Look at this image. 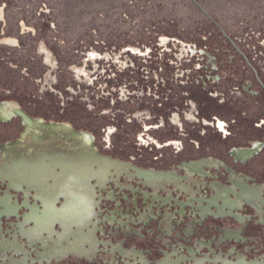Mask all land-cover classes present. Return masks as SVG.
Segmentation results:
<instances>
[{"label":"rangeland","instance_id":"1","mask_svg":"<svg viewBox=\"0 0 264 264\" xmlns=\"http://www.w3.org/2000/svg\"><path fill=\"white\" fill-rule=\"evenodd\" d=\"M1 10L4 17L0 20V38L3 35L16 38L20 45L14 48L0 45V108L12 104L18 107L17 115L9 122L0 120V167L7 172L11 167L21 163H35L41 167L44 158L40 156L49 150L51 154H61L62 157L67 155L79 159L87 153H96L101 159L116 161L115 169L111 168L109 174L113 180L107 183L106 189H98L97 192L100 197H105L103 200L105 203L99 205V220L97 223L89 224L86 229L133 262L168 258V254L161 257L153 252L156 245L161 244L156 240V233L160 232L156 223H134L124 217L112 221L106 217L111 212L115 213L117 209L126 212L125 207L129 206L123 204L125 202L123 197L132 199L137 195L134 192L129 194V188L134 190L135 187L147 193L158 194L159 190L155 187L159 184L151 187L152 184L142 182L134 176L136 169L154 173L178 170V185L189 188L187 193L179 192L182 194V200L191 198V194L198 196L203 194L201 190L191 193V175L186 170L174 167L175 163L171 162L173 158L171 149L163 150L165 157L161 161L154 158V155L158 154L156 151L138 149L137 133L143 131L139 123L147 113H135V116H138L137 122L128 123L129 115L125 113L137 110L142 112L143 107L128 104L126 96L128 93L125 95L121 88L113 89L123 82L120 79L116 81V78L110 80L109 74L112 69L118 75H128L127 71L122 73L119 69L123 70L127 66L122 62L127 60L126 51L130 49L129 47L147 53L149 51L145 50L147 46L153 51L154 60L159 47H164L168 52L163 54V57L159 56L162 59L191 60L192 43L211 53L213 72L221 74L222 79L235 71L249 79L252 72L244 63L238 64L236 61L242 57L241 53L250 57V50L240 41H250L254 31H260L264 36V0H0V13ZM23 25L33 33L27 32L28 29L23 33L20 30ZM164 37L168 39L166 45L162 44ZM42 42L58 60V69L54 72V76L58 78V84L55 86L57 93L43 91V85L39 84L49 72L45 57L39 52ZM179 43L187 44L188 48L183 44L181 48ZM169 48L173 52H169ZM93 51L102 54L103 57L97 62V65H100L98 73L101 75L96 85H102L99 87L100 90H97L100 95H94L96 86L92 89L93 93H89L88 87L76 82L72 72L73 66H84V62L89 59L88 55ZM116 56L119 59H116ZM154 60L153 64L149 62V66L153 68L157 66ZM165 60L161 61L165 69L164 74L170 75L174 73L175 66L173 64L168 66ZM133 61L140 65L136 57ZM183 67L191 68V61L184 63ZM93 68L94 64L89 62L88 70L92 71ZM222 71L226 74H222ZM104 73L108 74L102 75ZM184 81L188 82L186 79ZM224 81L208 86L212 88L216 86L219 92L229 93L231 84L236 82ZM174 89L177 96L171 104L161 107L146 103L145 106L156 115L165 117L173 110L183 117L185 111L191 110L189 100L195 98L202 109L208 107L206 114L218 112L217 95L214 94V98L209 97L202 87L192 88L176 83ZM247 89L250 90V86ZM192 90L197 96L191 93ZM229 97L237 101L235 95L230 93ZM64 110L66 112L63 114ZM110 110L117 111L111 114L108 113ZM29 115L32 117L30 121L34 123L32 128L25 124V118ZM152 117L154 116H151V121H154ZM146 118H150L149 114ZM108 126L115 127L110 128L114 132L111 136V148L105 146L103 142L104 131ZM53 128H61L60 132L64 133L60 135L62 141L52 142L53 137L51 138V135L47 137V133L53 131ZM184 128L190 138L191 132L197 135V129L191 124L185 122ZM67 130H76L77 135H91L92 146L82 143L77 145L76 140L70 137L71 141L66 140ZM150 134L161 142L174 138L182 140L184 146L190 144L187 142L189 138L180 136L177 130L167 123L161 130ZM211 135V154L222 155L225 147H222L214 131ZM73 142L77 146L73 147L71 145ZM91 184L96 185L97 181L91 180ZM166 192H170L169 189ZM63 203L65 201L60 198L57 207H61ZM192 224L193 222H187L175 227L173 238H177L179 244L175 240H169L174 249L179 251L178 257L191 255L190 250L183 252L184 245L202 254L206 251L203 231L193 232L192 229L199 226ZM145 228L148 229L147 247L135 236ZM190 229L192 232L188 233ZM221 247L225 249L226 245ZM145 248L147 250L144 253ZM230 248L229 245L227 249ZM249 248L246 246L244 249Z\"/></svg>","mask_w":264,"mask_h":264},{"label":"flooded vegetation","instance_id":"2","mask_svg":"<svg viewBox=\"0 0 264 264\" xmlns=\"http://www.w3.org/2000/svg\"><path fill=\"white\" fill-rule=\"evenodd\" d=\"M3 15L4 12L1 10L0 20L3 19ZM26 29L28 27L25 25L20 27L23 33H26ZM30 30L28 29L27 32L33 33ZM250 39L251 42L239 40L250 50V57L239 51L242 57L236 61L238 64L239 62L244 63L246 68L252 72L249 79L238 75L236 71L227 74L222 79L221 74L213 72L214 65L210 62L211 53L205 52L192 43L191 60L164 58L168 66L171 64L175 66L174 73L170 75L164 74L165 69L161 62L164 60L161 58L162 55L168 54L167 50L165 51L164 47H159L157 57L154 60L153 51L147 46L145 47V50H149L147 53L134 47L127 49V60L122 62L127 66L123 70L119 69V71L122 73L127 71L128 75H118L112 69L111 74H109L110 80L116 78V81L120 79L123 82L113 89L121 88L125 95L128 93L126 95L128 104L139 108L143 107L142 112L137 110L133 113H125V115H129L128 123L137 122L138 116L136 117L135 113H147L150 116V118H146L147 114H144L143 120L139 123L143 131L137 133L136 146H139L138 149L156 151L158 154L154 155V158L157 161H161L165 157L163 150L171 149L173 152L171 162L175 163L174 167L186 170L191 175V193L201 190L203 194L199 196L191 194V198L182 200V194L187 193L189 188L178 185V170L154 173V171L136 169L134 176L142 182L152 184L151 187L156 183L159 184L155 187L159 190L158 194L147 193L135 187L134 190L129 188V194L134 192L137 195L133 196L132 199L123 197L125 199L123 204L129 206L125 207L126 212L117 209V206L113 207L117 211L111 212L106 217L107 220L112 221L124 217L126 220L134 221V223H156L160 230L159 233H156V240L160 241L161 244L156 245L153 252L161 257L166 256V254L169 255L161 264H180L177 259L179 251L174 249L175 247L169 240H175L179 244L177 238H173L175 237L173 232L176 226L187 222H193V226H199L197 229L196 227L193 228L192 231H203L205 237L204 247L206 251L203 254L195 249H189L186 245L183 246V252L186 253L190 250L195 264H264V36L260 31H254ZM162 44H168L166 37L162 39ZM179 44L181 48L182 44L188 48L187 44ZM0 45L14 48L19 46L20 42L16 38L3 35L0 38ZM169 50V52H173L172 49L169 48ZM39 52L45 57V64L49 69L44 80L42 79L39 84L43 85V91L57 93L55 86L58 84V78L54 76V72L58 69V60L43 42L40 44ZM188 54L190 53L188 52ZM134 57L140 62V65L133 61ZM88 58L84 62V66H73L72 72L76 82L88 87L89 93H93L92 89L96 86L94 95H100L97 90H100L99 87L102 85H96V81L101 75L98 73L100 65H97V62L103 57L102 54L93 51L88 55ZM106 58L109 57L106 56ZM116 59L119 57L116 56ZM153 60L157 64L155 68L149 66V62L153 64ZM190 61L191 68L185 69L183 64ZM89 62L94 64L92 71L88 70ZM159 69L161 70L159 71ZM222 74L226 73L222 71ZM185 79L188 82L185 83ZM216 79L219 82L225 80L231 83L236 82V84H231L229 93L228 91L219 92L216 86L213 88L208 86L211 83L218 84ZM176 83L192 88L200 86L211 98L215 97L214 94L217 95L218 104L216 108L218 112L206 114L208 107L202 109L201 104L195 98L189 100L191 110L185 111L183 117L173 110H170L165 117L164 115H156L152 113L150 108H147L148 106H145L146 103L161 107L171 104L177 96L174 91ZM248 86H250V90L247 89ZM58 93L60 94V92ZM191 93L193 94V90ZM230 93L236 96L237 101H233L229 97ZM193 95L197 96L196 94ZM205 104L208 106L206 101ZM17 109L18 107L14 104L0 108V120L9 122L17 115ZM116 111L110 110L108 113L114 114ZM65 112L64 110L63 114ZM151 116H154L152 117L154 121H151ZM30 119H32L30 115L25 118V124L28 128H32L34 125ZM185 122L197 129V135L192 132L191 138L189 134L186 135ZM42 123L43 121L40 124ZM166 123L175 128L180 136L189 138L187 142L190 144L184 146L182 140L174 138L161 142L150 134V132L164 128ZM111 127L115 128L108 126L107 130L104 131L105 137H103L104 145L108 148L112 147L111 136L114 132L110 130ZM53 129L47 133V137L49 138L51 135V138L53 137L52 142L62 141L60 135L64 133L60 132L61 128ZM212 131L216 133L222 147H225L222 150V155L211 154ZM74 132L76 133V130L68 131L65 139L71 141L70 137L76 140L77 145L82 143L92 146L91 135H77L78 133L75 134ZM41 140L43 139L41 138ZM43 141L47 143V141ZM71 145L77 146L74 142ZM62 156L61 154L53 155L49 150L40 156L44 158L41 167L35 163H21L11 167L7 173L1 172V177L12 176L15 180L12 187L19 191H23L22 184L26 183L29 191L36 192L35 200L37 199L42 206H37L34 203L30 207L29 215L21 222L19 218H16L20 205L14 201L10 204L11 197L9 195L4 197L0 194V264H5L4 259L6 257H12L11 264H28L26 263L27 260L18 263L14 260L21 252L24 253L23 258L28 260L33 258L34 260L35 256H29L28 252L30 251L22 249V245L19 243V240L23 238L27 240L30 246L39 243L44 248L43 255L46 258H52L55 255L51 251H47L50 243H54L56 248L62 246L59 253L64 256L69 254L80 257L87 256L89 251L84 247V242L90 243L87 246L95 248L94 236H84L83 230L89 224L92 225L99 220V205L105 203L103 202L105 197H100L97 192L98 189H106L107 183L113 180L112 175L109 174L111 168L115 169L116 161L101 159L96 153H87L79 159L70 158L67 155ZM18 180L21 182L18 183ZM91 180H96L97 184L92 185ZM168 189L171 193L166 192ZM60 198L65 203L61 207H57V201ZM44 199L52 204V208L49 207L50 210L54 212L63 211L82 226L78 225L77 222L68 226L67 221L62 219L45 223L44 220L47 218L45 213L48 207ZM12 216H14L13 221L10 220ZM39 221L44 226V230L37 232L36 228H38ZM6 224L7 227H5ZM56 226L60 227L62 231L57 233L55 231ZM147 231L148 229L145 228L142 232L135 234L145 247H147ZM192 231L190 229L188 233ZM7 237L11 239L8 240ZM71 238L72 240H70ZM72 242L73 246L70 245ZM64 244H67V247L63 248ZM175 245L177 246V244ZM223 245H226L225 249L221 247ZM229 245L231 248L228 250ZM245 245L249 246L250 250H244ZM146 250L145 248L144 253ZM53 251L55 250L53 249ZM124 254L127 255L126 252ZM227 254L238 257L235 260H230L226 258ZM199 255L202 259H199ZM250 255L251 258H249ZM56 256L57 254L54 257ZM7 264H10L9 261Z\"/></svg>","mask_w":264,"mask_h":264},{"label":"water","instance_id":"3","mask_svg":"<svg viewBox=\"0 0 264 264\" xmlns=\"http://www.w3.org/2000/svg\"><path fill=\"white\" fill-rule=\"evenodd\" d=\"M2 171L7 173V171H5L4 169H2L0 167V174ZM17 182L20 183L21 181L18 180ZM12 183H15V180L12 178L11 175L4 176V177L0 176V194L4 197L9 195L11 197V200H10L11 203L10 204H12V201H14V203H17L20 205V209L17 212L16 218H19L22 222V219L26 218V216L29 215L30 207L32 205H34V203L37 206H42V204H39V201L37 199L35 200V197H37L36 192L29 191V187H27L25 184H22V190L23 191H19L18 189L12 187ZM44 200H45L46 205L48 207L47 211L45 213V215L47 217L46 220H44L45 223L53 222V220H56V219H59V220L62 219V220L67 221V225L70 226L71 224H74L75 222H77L74 219H72L70 216L65 214L63 211L57 210L54 212L53 210H50V208H52V204L49 201H47L46 199H44ZM13 217L14 216H12L10 220L14 219ZM77 224L81 225L78 222H77ZM30 225H27V227H30ZM7 226L8 225L6 224L5 227H7ZM37 226H38V228H36L37 232L39 230H44L43 229L44 226H42V224H40V221L38 222ZM46 227H47V225H46ZM55 231L57 233H59L62 230L60 229V227L56 226ZM11 234H14V233H11ZM83 235L89 236V237L94 236V238L96 240V243H93V244H96V246H94L95 247L94 249L91 246H87L88 244L90 245V243L84 242V247H86L89 251V254L87 256L80 257V256H76L75 254H69L67 256L66 255L64 256L62 253H59V250L62 249V246H59L56 248L54 243H50V246H49L50 248L48 247L47 251L48 252L51 251V253H53L55 255L57 254V256L54 257L55 255H53L52 258L51 257L46 258L43 255L44 254L43 253L44 248L39 243H37L34 246H30L29 243L27 242V240L23 238V239L19 240V243L22 245V249H24V250L26 249V250L30 251V252H28V255L29 256L34 255L35 258H34V260H33V258H29V260L26 258H23L24 253L21 252L19 254V256L17 255L18 257H16L14 260L17 263L20 261L22 262L23 260H27L26 263H28V264H161L163 262V260L165 259L164 258V259H155V260L133 262L129 258L124 256L122 253L117 251L115 248L110 246L108 243L103 241L101 238L96 236L94 233L89 231L88 229L85 228L83 230ZM7 239L9 240L11 238L7 237ZM70 240H72V238ZM64 245L65 246H63V248L67 247V244H64ZM70 245L73 246V242ZM53 249L55 251L52 252ZM244 250L248 251L250 249H244ZM34 252H35V254H34ZM229 254H227V256H226L227 259L235 260V259H237L236 257H238V256L233 257L232 254L231 255H229ZM251 257L252 256L250 255L249 258H251ZM200 258L202 259V257L199 255V259ZM177 259L180 261V264H195L193 257H191V255L190 256H181V257H178ZM11 260H12V257L11 258L6 257L4 259V263L7 264L9 261V263L11 264L12 263Z\"/></svg>","mask_w":264,"mask_h":264},{"label":"snow or ice","instance_id":"4","mask_svg":"<svg viewBox=\"0 0 264 264\" xmlns=\"http://www.w3.org/2000/svg\"><path fill=\"white\" fill-rule=\"evenodd\" d=\"M221 128H223V125H221Z\"/></svg>","mask_w":264,"mask_h":264}]
</instances>
